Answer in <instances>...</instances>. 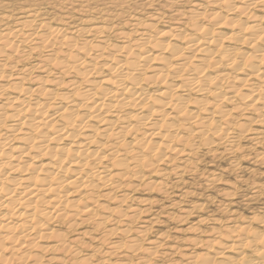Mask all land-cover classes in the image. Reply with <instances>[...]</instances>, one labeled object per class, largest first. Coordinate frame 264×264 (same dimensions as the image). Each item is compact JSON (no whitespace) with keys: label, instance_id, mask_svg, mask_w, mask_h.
Wrapping results in <instances>:
<instances>
[{"label":"bare ground","instance_id":"1","mask_svg":"<svg viewBox=\"0 0 264 264\" xmlns=\"http://www.w3.org/2000/svg\"><path fill=\"white\" fill-rule=\"evenodd\" d=\"M192 7L159 31L158 14L126 20V31L101 16L53 26L30 7L11 24L0 16V264H163V236L146 237L155 219L133 227L150 207L132 192L147 180L166 195L170 174L196 170L197 147L223 145L235 159L241 139L264 143V0ZM227 219L161 254L181 249L171 264H264V217Z\"/></svg>","mask_w":264,"mask_h":264},{"label":"rangeland","instance_id":"2","mask_svg":"<svg viewBox=\"0 0 264 264\" xmlns=\"http://www.w3.org/2000/svg\"><path fill=\"white\" fill-rule=\"evenodd\" d=\"M194 1L195 0H69L68 3L66 0H0V16L9 15L8 17L10 18L8 21L11 24L17 20L21 9L30 7V9H36L39 14H42V18L45 17L50 19L53 22V26H55L56 23L62 24V20L66 21L68 26L70 24H82L84 19L101 16L104 22L117 24L114 30L119 31L122 28L123 30L131 29V26L127 24L128 20H135V18H138L147 21L152 14H158L159 16L157 15V17H159L160 20L156 22L155 31H159L161 29H168V26L173 27V25L176 24L175 21L179 19H181L179 21L186 19L191 11L196 10L192 7ZM203 9L206 10V14L211 11L208 8ZM255 9L256 7L252 10ZM60 19L62 20L60 21ZM122 25H124V27ZM111 34V39H114ZM78 41L80 42L83 40L78 39ZM25 47L26 50L29 49V46L26 45ZM40 51L31 54L29 58L22 61V64L31 65L44 58V56H46L45 51ZM32 74H37L36 70H33ZM241 118L243 117L238 118L239 121H241ZM249 144L250 142L247 138L241 139L238 142L239 147H242V151L235 156V159H230L219 153L223 145L213 147L210 145L205 147V149L202 146L197 147L193 150L191 155L192 160L197 159L195 163L196 170L193 171V173L185 172L178 178L179 181L170 174L167 180L169 186L166 195L160 192L157 193L156 189H152V191L146 190L144 183L147 180L141 182L140 188L132 192L133 196L140 200L147 199L148 206L150 207V210L143 213L140 217L142 220L136 221L133 227L137 225L140 227L145 224L142 223L144 219L149 220L153 218L155 220H153V223L149 226L147 231L148 235L146 237L154 238L159 234L163 236V243L164 246H166L165 248H163L164 246L162 249L160 248V251L158 250V256H156L158 259L154 257L159 263L165 259L162 262L163 264H171L174 260L178 259V253L181 249L171 254V252L174 251V249H172L170 252L171 256H164L161 252H169L172 246L184 247L187 239L189 237H196V235L200 234L201 230L207 231L208 233L206 235H208L212 225H214L213 227H222L227 224V218L229 217L234 216L238 223L243 222L245 219L247 220V218L252 215H256L258 218L264 217V164L263 160L260 161L254 158L259 152H264V143L257 147H249ZM245 154L248 157L242 159L241 155ZM232 161H234L235 166H232L234 165V163H231ZM173 165L174 164L169 162L161 167L163 169H169ZM229 168L233 169L231 170ZM149 177L152 178L151 176ZM212 177H215V180H219L218 182L220 183L217 184L214 183L217 181H214L211 186H206V181ZM182 191L191 192V194L186 196L183 195L184 193H182ZM253 191H257V193L255 196H250ZM228 192H233L234 197H226L225 195ZM172 203H175V205L173 206ZM195 204L201 205L200 208H195V211L188 216L186 215L183 221L179 222L176 217L182 214V210H188ZM168 215H170V219ZM201 218H205L206 221L197 225L199 231H196V234L192 230L189 231L190 229H187ZM212 219H217V221L214 222ZM87 226L88 225L81 229H88L90 227ZM252 226L254 225L252 224ZM71 234L73 233H69V236L73 237L74 235ZM118 237L120 238V236ZM176 254L177 256H175ZM161 257L164 259L162 258V260Z\"/></svg>","mask_w":264,"mask_h":264}]
</instances>
